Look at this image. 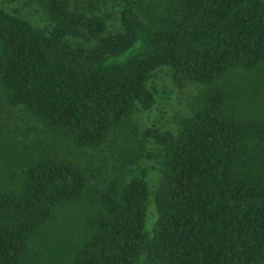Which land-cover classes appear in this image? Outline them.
<instances>
[{"label":"trees","instance_id":"16d2710c","mask_svg":"<svg viewBox=\"0 0 264 264\" xmlns=\"http://www.w3.org/2000/svg\"><path fill=\"white\" fill-rule=\"evenodd\" d=\"M45 0L54 26L0 8V90L47 133L95 149L155 103L150 82L204 87L177 133L150 128L161 178L91 175L66 156L0 158V264H264V0ZM118 10L109 32L101 8ZM130 131L127 133V131ZM5 158V159H4ZM156 221L148 228L150 206Z\"/></svg>","mask_w":264,"mask_h":264},{"label":"rangeland","instance_id":"374dc122","mask_svg":"<svg viewBox=\"0 0 264 264\" xmlns=\"http://www.w3.org/2000/svg\"><path fill=\"white\" fill-rule=\"evenodd\" d=\"M45 0H0V8L31 22L37 29L48 30L54 26L43 6ZM72 10L96 14L88 0H71ZM99 15L106 17L109 32L120 28L118 10L111 4L103 6ZM156 103L150 111L137 109L131 121V130L136 136L125 135L111 139L95 149H78L47 133L42 125L24 107L9 105L0 90V158L4 156L18 167L23 162L42 156L60 158L66 156L79 162L91 175L89 194L100 191L113 177L127 181L130 170H147L148 183L154 198L161 178L159 147L145 140L143 133L157 128L177 133L182 119L190 117L203 104L205 89L193 84L181 90L175 87L167 70L150 82ZM127 131V133L130 131ZM5 159V158H4ZM154 204L150 206L148 228L156 221Z\"/></svg>","mask_w":264,"mask_h":264}]
</instances>
